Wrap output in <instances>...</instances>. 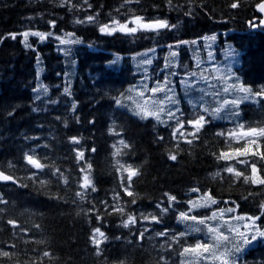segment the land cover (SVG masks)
<instances>
[{
    "label": "trees",
    "instance_id": "obj_1",
    "mask_svg": "<svg viewBox=\"0 0 264 264\" xmlns=\"http://www.w3.org/2000/svg\"><path fill=\"white\" fill-rule=\"evenodd\" d=\"M122 2L88 0L89 8L83 0H72L77 7L70 8L60 7L61 0H0V170L14 175L19 184L27 185L0 182V196L8 201L0 204L3 209L0 249L14 253L11 258H0V264H32L43 251L53 256L51 260L44 258L43 264H120V261L158 264L162 256L169 264L174 261L178 264L179 257L161 248L165 240L155 234L166 229L185 230L184 225L177 223L176 216L187 210L190 198H197V193L189 191L193 187L199 188L200 194L210 192L219 203L198 209L192 215H210V211L228 207L236 208L237 214L244 216L261 215L264 186L244 184L242 179L234 182L235 178L226 172H221L222 178L215 180L210 175L225 166L213 153L218 154L224 148L215 133L233 127L228 118L213 120L208 116L210 123L200 139L191 146L180 143L176 149L177 160L171 161L168 153L175 148L172 128L153 119L141 120L134 116L129 110L134 107L131 101H126L128 107L123 108L117 107L114 101L121 93L127 94L129 88L139 90L144 84L151 88L167 78L184 118L188 119L193 113L189 101L199 107L200 89L207 87L189 76L193 71L219 68L224 73L230 71L255 91L264 87V28L248 26L249 21L259 16L255 5L260 0H240L236 9L230 7L233 0H173V6L167 0H140L139 4L126 8L134 9L136 15L145 19H164L176 27L158 33L138 32L135 36L119 32L102 35L99 24L109 23L113 16L121 21L127 18L115 11ZM189 8L191 15H186ZM97 13L96 23L75 22ZM24 31L51 32L53 36L44 42L29 37L32 48H25L21 36L13 40L9 35ZM66 33L74 34L71 39L80 43L60 45L56 37L69 38ZM213 35L215 41L203 39ZM181 41L188 43L181 44ZM150 49L156 51L155 62L143 64L149 58ZM171 51L177 52L176 57H171ZM197 62H200L199 68ZM186 76L196 81L194 88L186 90L182 83ZM212 83L218 84V81ZM41 85L48 92L37 100L34 89ZM65 87L69 88L70 96L64 94ZM34 108L39 111H33ZM240 113L243 122L264 121V110L258 105L245 102L240 106ZM113 124L121 136L109 135ZM71 137L79 138L80 143H70ZM121 138L131 145L121 161L138 167L141 173L133 178L135 204L124 203L133 197L121 191V180L111 156L112 144ZM73 149L84 151L92 165L96 191L89 190L84 201L75 196L80 190L81 172ZM33 150L46 163L64 171L69 183L59 182L50 169L39 173L41 179L49 181L46 187L28 179L35 170L26 165L23 157ZM9 162L13 168L8 167ZM228 163L237 169L245 167L235 161ZM117 192L126 212L137 217L142 213L159 214L156 205L166 206L165 193L176 196L178 203L173 206L174 210L160 217L159 224L138 221L124 228L119 214L113 213L110 207L105 212L104 202L115 204L113 196ZM96 215L102 219L98 221ZM9 219L20 227L12 229L7 223ZM257 223L264 225V216ZM96 227L108 238L102 245L101 257L95 255L89 239ZM145 227L150 231L140 240L139 233ZM20 229L26 230L27 235ZM204 238L203 232H195L187 237V242ZM12 244L15 247L9 248ZM237 264H264V239L244 248L237 256Z\"/></svg>",
    "mask_w": 264,
    "mask_h": 264
},
{
    "label": "snow or ice",
    "instance_id": "obj_2",
    "mask_svg": "<svg viewBox=\"0 0 264 264\" xmlns=\"http://www.w3.org/2000/svg\"><path fill=\"white\" fill-rule=\"evenodd\" d=\"M84 4H87L91 8V4L88 0H83ZM169 6H173V0H167ZM140 0H123L120 6L115 10L121 15L127 16L124 21H121L117 17L113 16L109 23L99 24V32L102 35H113L117 32L135 36L138 32H159L163 29L175 28L176 25H170L167 20L164 19H145L143 16L136 15L135 10L132 8H126L127 5L139 4ZM240 0H233L230 7L236 9L239 7ZM68 5L71 7H77L72 4V0H61L60 7ZM256 11L261 14L258 22L254 18L249 21V27L252 29L264 28V0H260L255 5ZM124 9L123 12L121 10ZM191 8L185 13L191 15ZM131 13V15H128ZM88 15L84 20L77 19L75 22L80 23H96L97 16ZM52 26L54 27V22ZM11 39L16 40L17 36H21V43L25 48H32V44L29 43V37H36L40 42H44L48 37L53 36V33L40 32V31H24L22 33L9 34ZM66 37L61 38L59 36L56 39L60 45H68L74 43H80L77 39H71L74 34L66 33ZM205 40L215 41L216 36L204 37ZM181 44L188 43L187 41L179 42ZM195 44L196 41H192ZM176 45V47H178ZM173 46H169L171 49ZM35 50V49H33ZM149 51H155L150 49ZM67 54V52H66ZM147 57V53L143 54ZM177 52L171 51V57H176ZM211 53L209 57L211 58ZM152 63L151 58L143 60V64L150 65ZM197 67H200V62H197ZM176 75V73H172ZM191 77H195L196 81H201L207 85L206 88H201V97L199 101V107L197 103L189 101L193 108V113L190 118L185 119L184 113L179 107V102L175 99L173 89L169 86L170 81L165 78L163 82H157L154 87L149 88L147 84L142 85L139 90L136 87L129 88L128 93H121L120 96L114 97L115 105L123 108L128 107L126 101H131L134 107H130L129 110L132 114L141 120L153 119L157 124H162L166 127H171V137L175 141V148L168 153V159L171 161L177 160L176 149L179 148L180 143H186L193 145L195 141L200 139V134L205 127L210 123L207 119L211 116L213 120L228 118L233 124V127L227 128L221 131H217L215 135L220 137L224 148H222L218 154L213 153L214 158L219 161H224L225 166L211 173L213 180L221 177V172H226L235 178V181L243 180L244 184H251L253 186H264V121L258 123H246L240 120V106L245 102L258 105L260 109L264 110V87H261L258 91L253 90L250 86H246L239 81L238 77H235L231 72L224 73L219 68L201 69L200 72L193 71L189 74ZM189 76H186L182 83L187 89L195 87L196 81H190ZM212 81H218V84L212 83ZM231 81V82H229ZM211 89V91H209ZM37 93L36 99L39 100L42 95H47L48 89L43 85L38 89H34ZM65 95H71L68 87L64 88ZM205 97H210V100H205ZM54 103V101H50ZM76 104H72L74 110ZM33 111H39L38 108H34ZM109 135L121 136L122 134L116 130L115 124L109 127ZM162 140L163 137H160ZM70 143L79 144L80 139L77 137H71ZM131 145L123 138L118 139L112 144V159L117 175L119 176L121 183L120 189L124 195L133 197L129 202L135 204L134 197L136 193L133 191V178L138 177L140 169L132 164H126L121 161V157L126 155L125 150L130 149ZM75 152V160L79 166L81 176L78 180V188L75 196L79 201H84L86 194L89 192H95L96 187L92 179V165L86 159L85 153L79 149H73ZM95 152L96 149L92 148ZM26 165L35 171L31 173L27 178L38 181L40 186H47L49 181L41 179L39 173L44 172L45 169H50L51 174L57 178L59 182L67 185L69 180L58 166L54 164L46 163L45 160L36 155L33 150L30 153H25L23 157ZM235 161L236 164L245 166L242 169H237L235 165L228 163ZM9 168H13L14 165L9 162ZM250 169V172L248 171ZM0 182H11L13 184H19L18 179L12 175L7 174L5 171L0 170ZM19 186L26 187L27 185L19 184ZM190 192L197 193L196 199H189L187 201L188 208L186 211H180L176 216L178 224L185 226L184 231L171 232L164 230L157 232V237L163 238L165 244L160 247L166 251L173 252L179 257L178 264H237V256L241 253L245 246L252 244L258 239H264V225L258 224L257 221L264 216V202L261 203V215L260 216H244V215H230L236 213V208H218L211 212L210 215H192L193 212L201 208H211L213 205H217L219 202L214 198L210 192H204L200 194V189L193 187ZM167 197L166 206L162 207V204H157L156 207L160 209L159 214H141L140 217L127 213L123 203L121 202L120 193L117 192L113 196V200L116 201L113 205H108L104 202L105 212H108L109 207L113 213L119 214L122 219V226L129 228L134 226L137 222H147L149 224H159L161 222L160 217L170 210H174L173 206L178 203L176 196L169 193L164 194ZM252 195V193H249ZM75 203V201H73ZM2 196H0V204H7ZM163 203V202H162ZM228 204V201L224 202ZM234 203V202H232ZM95 208V205H93ZM3 209H0L2 212ZM126 217V218H124ZM227 217V218H226ZM96 219L100 221L102 217L96 215ZM8 225L12 229H18L20 226L15 220L9 219ZM198 225L202 227H194ZM39 227V225H35ZM27 235L26 230L20 229ZM150 229L145 227L139 233V239L143 240L145 233ZM195 232H203L205 238L203 240H196L194 243H188L187 237ZM93 248L95 249V255L101 257L104 254L102 245L107 241V236L100 227H96L92 230L89 237ZM175 246V247H174ZM9 248H14L15 245H8ZM35 251V250H34ZM14 253L4 251L0 249V258H11ZM53 259L52 253L49 251H43V253L32 261V264H43V259ZM120 264H125L124 261H120ZM158 264H169L166 257H160ZM175 264V261L173 262Z\"/></svg>",
    "mask_w": 264,
    "mask_h": 264
},
{
    "label": "rangeland",
    "instance_id": "obj_3",
    "mask_svg": "<svg viewBox=\"0 0 264 264\" xmlns=\"http://www.w3.org/2000/svg\"><path fill=\"white\" fill-rule=\"evenodd\" d=\"M205 214H207V213H203V215H205ZM207 215H209V214H207ZM232 215H240V214H237V212H236V213H234V214H232ZM252 244H254V242H253ZM252 244L245 246V248H248V247L251 246Z\"/></svg>",
    "mask_w": 264,
    "mask_h": 264
}]
</instances>
